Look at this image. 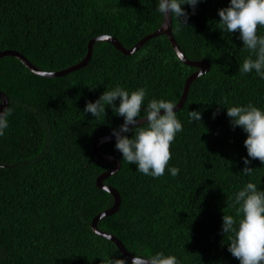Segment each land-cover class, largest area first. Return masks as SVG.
Returning <instances> with one entry per match:
<instances>
[{"label":"trees","instance_id":"16d2710c","mask_svg":"<svg viewBox=\"0 0 264 264\" xmlns=\"http://www.w3.org/2000/svg\"><path fill=\"white\" fill-rule=\"evenodd\" d=\"M228 3L200 0L179 31L173 18V35L186 57L211 64L177 111L183 131L170 146L169 165L180 174L173 177L166 167L161 177L144 175L122 158L115 138L100 146L121 163L105 180L120 193L121 205L98 227L118 237L132 255L163 250L180 264H239L228 251L222 217L236 215L230 200L248 180L264 188V163L253 159V174L242 173L247 134L240 126L233 129L218 103L264 107V80L239 71L249 54L239 32L219 29L218 9ZM156 6L157 0H0V52L18 51L41 70L63 71L82 62L98 36H114L131 49L158 31L164 17ZM182 7L191 13L189 5ZM258 34L264 35V27L258 25ZM134 54L99 41L86 68L59 78L38 76L14 57L0 59V91L14 107L0 137V264H105L110 255L125 257L91 227L114 205L113 196L97 187V178L114 164L98 158L93 145L111 135L123 117L110 106L100 118L83 109L117 84L146 87L145 103L156 97L178 104L197 71L180 61L167 36ZM189 110L201 111L202 120L190 121Z\"/></svg>","mask_w":264,"mask_h":264},{"label":"clouds","instance_id":"9594fccd","mask_svg":"<svg viewBox=\"0 0 264 264\" xmlns=\"http://www.w3.org/2000/svg\"><path fill=\"white\" fill-rule=\"evenodd\" d=\"M199 3L200 0H157L155 11L165 19L170 14L171 19L177 21L176 30L179 31L187 25L190 15L195 14ZM183 5H189L191 13ZM218 15L219 29L225 33L238 31L242 48L249 53L239 65V71L242 74L255 72L264 80V35L258 34V25L264 27V0H229L226 7L218 9ZM147 96L146 87L128 89L117 84L106 89L95 101L88 100L83 113L100 118L110 106L114 115L123 117V123L112 129L115 148L122 158L135 164L136 171L153 178L163 176L166 167L171 176H178L180 168L169 165L170 146L183 131V124L174 111L177 103L156 97L145 103ZM218 104L226 107L233 129L240 126L247 134L243 142L247 156L242 157V173L251 176L255 169L250 167L252 160L259 158L264 163V107L252 101L242 104L224 100ZM0 106H3L0 108V137H3L10 126L14 107L9 99L6 103L4 97H0ZM218 114V111L213 112V118ZM188 117L192 122H200L202 112L189 110ZM229 206L235 209L236 215L224 213L222 217V232L228 234L229 239L228 251L239 264H264V188L248 180L235 192ZM105 264H180V260L163 250H138L131 261L122 255H110Z\"/></svg>","mask_w":264,"mask_h":264},{"label":"water","instance_id":"95a60500","mask_svg":"<svg viewBox=\"0 0 264 264\" xmlns=\"http://www.w3.org/2000/svg\"><path fill=\"white\" fill-rule=\"evenodd\" d=\"M165 25H167V27H164ZM162 35H166L168 37L172 47L174 48L178 58L180 59V61L182 63L197 69V71L194 72L187 79V81L185 83L181 99L177 104V108L174 109V111H178V110H181L183 108V106H184V104L188 98V94H189L190 88L192 86V83L196 79H198L200 76H203L206 73H208L211 70V64L205 59L199 60V61H192L186 57V55L182 52L180 46L178 45V43H177V41L173 35V20L171 19L170 14L166 19L164 18L162 26L158 31L154 32L153 34L145 36V38H143L139 43H137L131 49H127L116 37L110 36V35H101V36H98V37L90 40V42L88 44L87 54H86V57L84 58V60L82 62H80L79 64H77V65H75L69 69H66L64 71L48 72V71L41 70L38 67H36L34 64H32L24 55H22L21 53H19L17 51H13V50H6L3 52H0V59H2L4 57H14V58L18 59L20 62H22L32 73H34L38 76L45 77V78H59V77H64V76H66L72 72H75L79 69L86 67L89 64V62L93 56L94 45L99 41H105V42L110 43L111 45H113L118 51H120L124 55H131V54H134L135 52L139 51L148 41L152 40L153 38L162 36ZM0 97H4L5 101L7 103L9 97L5 93H3L2 91H0ZM2 107L3 106H0V108H2ZM143 122H145V121H141V123H143ZM130 127H132V126H130ZM114 138L115 137L113 134H111L109 136L101 137L93 145V152L98 158H100L101 160L109 161L112 164H114V167L112 169L102 173L97 178V187L99 189L105 190L106 192H109L113 196L114 205L110 209L105 210V211L101 212L100 214H98L93 219L91 227L97 235L115 242L117 244L118 248L120 249V251L122 252V254L125 257H127L128 260L131 261V259L134 255H132L129 252V250L122 243V241L118 237H116L110 233L104 232L101 229H99V227H98V223L100 220L115 214L119 210L120 205H121V196H120V193L118 192V190H116L112 186L105 184V180L109 176H111L114 173H116L117 171H119L121 163L117 158H115L111 155H107L105 153H102L100 151V146L103 143L109 142V141L113 140Z\"/></svg>","mask_w":264,"mask_h":264},{"label":"bare ground","instance_id":"6f19581e","mask_svg":"<svg viewBox=\"0 0 264 264\" xmlns=\"http://www.w3.org/2000/svg\"><path fill=\"white\" fill-rule=\"evenodd\" d=\"M98 4H99V3H98ZM99 5H100V4H99ZM94 6H95V5H94ZM103 6H104V5H103ZM98 7H99V6H98ZM101 7H102V6H101ZM108 7H109V6H108ZM111 7H112V6H111ZM114 7H115V5H114ZM105 8H106V7H105ZM110 9H111V8H110ZM100 10H102V9H100ZM103 10H104V9H103ZM172 20H173V19H172ZM210 31H211V30H210ZM153 33H154V32H153ZM153 33H152V34H153ZM197 34H198V33H197ZM197 34H195V35H197ZM216 34H217V33H216ZM187 35H188V34H187ZM223 35H224V34H223ZM162 36H166V35H162ZM203 38H205V37H203ZM142 39H143V38H142ZM152 40H153V39H152ZM188 40H189V39H188ZM150 41H151V40H150ZM148 42H149V41H148ZM188 42H189V41H188ZM145 45H146V44H145ZM145 45H144V46H145ZM144 46H143V47H144ZM2 52H3V51H2ZM17 52H18V51H17ZM19 53H20V52H19ZM22 55H23V54H22ZM131 55H135V54H131ZM185 55H186V54H185ZM24 56H25V55H24ZM120 56H121V55H120ZM126 56H130V55H126ZM186 56H187V55H186ZM25 57H26V56H25ZM92 57H93V56H92ZM130 57H131V56H130ZM26 58H27V57H26ZM123 58H124V57H123ZM27 59H28V58H27ZM28 60H29V59H28ZM91 60H92V58H91ZM91 60H90V62H91ZM149 60H150V59H149ZM29 61H30V60H29ZM160 61H161V60H160ZM30 62H31V61H30ZM90 62H89V63H90ZM31 63H32V62H31ZM32 64H33V63H32ZM147 64H148V63H147ZM88 65H89V64H88ZM88 65H87V66H88ZM176 65H177V64H176ZM87 66H86V67H87ZM187 66H188V65H187ZM86 67H84V68H86ZM190 67H191V66H190ZM145 68H146V67H145ZM79 70H80V69H79ZM166 70H167V67H166ZM63 71H64V70H63ZM174 71H175V70H174ZM78 72H79V71H78ZM150 72H151V71H150ZM168 73H169V70H168ZM154 74H155V73H154ZM68 75H69V74H68ZM66 76H67V75H66ZM103 76H104V75H103ZM64 77H65V76H64ZM110 77H111V76H110ZM111 79H112V78H111ZM154 79H155V78H154ZM257 79H258V78H257ZM112 81H113V80H112ZM100 82H101V81H100ZM257 83H258V82H257ZM263 83H264V82H263ZM116 84H117V83H116ZM96 86H97V84H96ZM254 86H255V85H254ZM244 88H245V87H244ZM108 89H109V88H108ZM247 90H248V89H247ZM247 90H246V91H247ZM258 90H259V89H258ZM173 92H174V91H173ZM249 93H250V92H249ZM259 93H260V91H259ZM173 94H174V93H173ZM209 156H210V155H209ZM118 160H119V159H118ZM222 190H223V189H222ZM224 191H225V190H224ZM222 195H223V194H222ZM223 196H224V195H223ZM225 235H226V234H225ZM189 252H190V251H189ZM193 256H194V255H193Z\"/></svg>","mask_w":264,"mask_h":264}]
</instances>
